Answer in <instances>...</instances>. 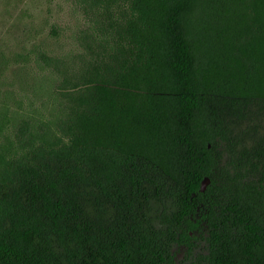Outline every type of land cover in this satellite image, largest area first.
<instances>
[{"label":"trees","instance_id":"obj_1","mask_svg":"<svg viewBox=\"0 0 264 264\" xmlns=\"http://www.w3.org/2000/svg\"><path fill=\"white\" fill-rule=\"evenodd\" d=\"M73 5L0 51V264H264V0Z\"/></svg>","mask_w":264,"mask_h":264},{"label":"rangeland","instance_id":"obj_2","mask_svg":"<svg viewBox=\"0 0 264 264\" xmlns=\"http://www.w3.org/2000/svg\"><path fill=\"white\" fill-rule=\"evenodd\" d=\"M79 24L73 0H0V51L11 60L4 78L19 84L20 73L12 61L17 54L25 56L24 65L32 62L38 47L58 54L74 48ZM53 27L57 34L51 33Z\"/></svg>","mask_w":264,"mask_h":264},{"label":"flooded vegetation","instance_id":"obj_3","mask_svg":"<svg viewBox=\"0 0 264 264\" xmlns=\"http://www.w3.org/2000/svg\"><path fill=\"white\" fill-rule=\"evenodd\" d=\"M196 258L193 257V255H182L179 259H178V264H195L197 263V260H199L200 258L197 257V255L195 254Z\"/></svg>","mask_w":264,"mask_h":264},{"label":"water","instance_id":"obj_4","mask_svg":"<svg viewBox=\"0 0 264 264\" xmlns=\"http://www.w3.org/2000/svg\"><path fill=\"white\" fill-rule=\"evenodd\" d=\"M211 183V178L210 177H206L202 183V188L201 190L202 191H206V189L208 188V186L210 185Z\"/></svg>","mask_w":264,"mask_h":264}]
</instances>
